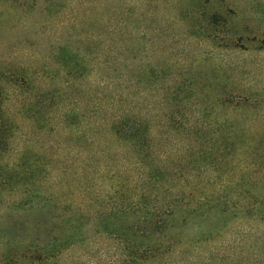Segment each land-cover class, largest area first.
I'll list each match as a JSON object with an SVG mask.
<instances>
[{"label": "rangeland", "instance_id": "obj_1", "mask_svg": "<svg viewBox=\"0 0 264 264\" xmlns=\"http://www.w3.org/2000/svg\"><path fill=\"white\" fill-rule=\"evenodd\" d=\"M92 1L0 0V92L15 122L1 163L32 185L30 173L47 168L41 195L78 196L83 168L98 187L97 141L109 135L93 121L108 120L113 99L125 98L127 109L153 122L164 164L202 185L212 234L196 251L211 264H264V0H113L119 11L136 5L123 14L121 40L94 23ZM100 38L111 52L98 47ZM21 197L0 195V264H13L8 255L34 233ZM97 243L48 263L109 264L110 243Z\"/></svg>", "mask_w": 264, "mask_h": 264}, {"label": "trees", "instance_id": "obj_2", "mask_svg": "<svg viewBox=\"0 0 264 264\" xmlns=\"http://www.w3.org/2000/svg\"><path fill=\"white\" fill-rule=\"evenodd\" d=\"M112 4L113 0H93L90 9L97 10L94 23L103 21L105 35H118L114 39L121 40L123 14H135L136 5L125 4L119 11ZM109 11L117 12L118 19L112 21ZM131 21L134 28L138 27L135 20ZM86 26V36L96 38ZM108 45L106 39H99L98 47L106 48L107 53L111 52ZM110 64L108 59H102L104 68L113 69ZM111 77L106 75L103 79L112 81ZM124 99H113L110 106L116 108L108 120L93 121L96 131L104 129L109 135V141H97L103 162L95 175L102 177L101 185L97 187L94 177L83 168L75 178L79 180L74 188L78 196L72 190L59 198L41 195L36 187L47 168L30 173L32 185L20 181L25 172L1 163L9 150L15 122L6 113L0 92V195L3 190L12 195L20 192L23 197L19 206L33 213V236L23 250L19 247L14 256L8 255L13 264L23 260L28 264L57 262L77 245L85 250L96 249L98 239L110 243V247L103 249L111 258L109 264H211L208 257L196 251L212 234L207 227V199L198 191L202 185L197 188V183L182 177L185 171H172L164 164L167 155L161 157L159 153L153 122L127 109ZM98 113L95 110V115ZM85 134L86 131L81 132V136L86 137ZM86 140L95 142L91 136ZM124 152L130 153V158L121 154ZM121 160L125 167L118 166ZM214 230L216 234L220 232Z\"/></svg>", "mask_w": 264, "mask_h": 264}]
</instances>
